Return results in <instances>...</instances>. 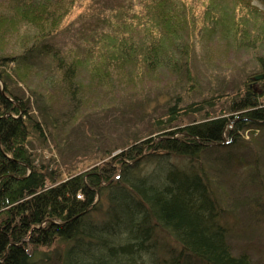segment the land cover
<instances>
[{"label": "trees", "instance_id": "1", "mask_svg": "<svg viewBox=\"0 0 264 264\" xmlns=\"http://www.w3.org/2000/svg\"><path fill=\"white\" fill-rule=\"evenodd\" d=\"M88 1L96 7L95 0ZM97 1L111 13L104 20L109 31L89 33L86 46L67 60L58 51L52 53L63 80L71 85L84 89L80 69L88 72L91 87H112L115 75L129 88L143 77L159 80V71L179 74L178 64L185 63L194 83L190 65L197 40L209 45L223 41L226 54L236 57L262 51L258 61L264 69V11L250 0H142L133 12L134 0ZM10 5L0 16L1 52L5 34L17 33L21 23L50 36L80 7L75 0H13ZM30 39H24V46ZM49 50L41 46L35 54H51ZM21 57L0 55V264H140L139 256L150 250L148 242L162 232L168 239L162 249L166 264H252L245 256L231 255L224 222L228 211L203 156L239 149L247 132L264 127V89L258 93L253 88L256 76L249 75L243 89L180 110L170 106L166 120L156 118L155 138H147L154 132L142 131L126 150L108 153L109 161L65 175L39 163L29 147L33 133L43 142L46 135L34 115V102L13 88L23 83L20 77L32 85L34 69ZM189 114L198 118L175 124ZM250 140L257 142L254 136ZM153 160L167 166L151 176L137 174L141 164ZM253 167L250 180L259 179L264 187L263 173L256 163ZM102 197L110 202V222L92 225L91 213L101 211ZM260 203L264 205V198ZM71 242L78 248L69 246ZM63 243L64 250L57 249ZM51 248L52 258L46 252Z\"/></svg>", "mask_w": 264, "mask_h": 264}, {"label": "rangeland", "instance_id": "2", "mask_svg": "<svg viewBox=\"0 0 264 264\" xmlns=\"http://www.w3.org/2000/svg\"><path fill=\"white\" fill-rule=\"evenodd\" d=\"M250 1L264 11V0ZM11 2L13 0H0V16L3 17L8 12ZM88 2L75 0L80 7L74 9L67 24L60 26L50 36L44 37L43 33L21 23L17 33L5 34L7 44L4 51H0L1 56L21 55L19 60L28 61L34 69L31 79L28 77L32 85L20 77L24 84L20 83L13 88L22 98H31L34 102L32 109L44 128L46 141L43 142L38 133H33L28 144L36 152L38 162L49 164V169L57 168L69 175L99 166L110 160L108 153L112 152L114 156L126 150L138 133L151 131L154 134L150 136L147 133V138H155L158 135L154 125L156 118L166 120L170 106L175 105L180 110L192 102L243 89L244 82L251 74L260 76L255 80L253 88L258 93L264 89V69L258 61L262 51H259L260 54L255 52L236 57L232 53L226 54L225 44L218 39L213 40L210 45L198 40L194 44L190 65L194 83L188 79L190 76L187 75L185 63L178 64L181 68L179 74L174 73L173 69L172 72L170 69L159 71V80L143 77L129 88L125 87L124 81L115 80V75L112 87H91L88 72L80 69L78 77L85 81L84 89L75 83L72 87L69 81L63 80L52 53L58 51L67 60L79 54L86 46L84 40L89 33L109 31L104 20L111 13L108 9L103 11L97 0L94 2L95 8L89 7ZM141 3L142 0H134L130 6L131 11H137ZM23 38H31L27 46H24ZM36 42L37 47L28 50ZM41 46H48L51 54H35ZM262 49L264 51V45ZM75 87L77 93L73 94ZM262 97L264 102V96ZM190 115H185L182 120L177 119L175 124L181 126L190 123L195 117ZM254 133H246V140L240 144L241 148L232 152L219 150L214 155L206 154L203 162L206 172L216 180L213 187L228 211L224 222L227 223L226 240L230 245L231 255L239 259L245 256L252 264H264V217L260 215V212H264V205L260 203V199L264 198V187L259 179L256 183L250 180V174L256 172L253 167L255 163L264 175V127ZM253 136L257 138V142L250 140ZM240 156L244 159L240 160ZM233 158L238 161L235 162ZM164 164L167 163L154 160L145 162L136 172L141 176H151L156 171H162L161 168L167 166ZM107 198H100L101 211L91 213L90 218L95 222L92 225L110 222V215H107L110 202H107ZM88 225L86 224L87 230ZM167 243V236L163 232L148 242L150 250L139 256L140 264H166L162 260V249ZM69 246L78 248L79 245L71 242ZM65 247L66 244L63 243L57 249L64 250ZM53 250L55 251L51 248L46 251L51 258ZM97 250L102 252L101 248ZM78 252L81 253L80 250ZM85 252L86 250L81 254Z\"/></svg>", "mask_w": 264, "mask_h": 264}, {"label": "bare ground", "instance_id": "3", "mask_svg": "<svg viewBox=\"0 0 264 264\" xmlns=\"http://www.w3.org/2000/svg\"><path fill=\"white\" fill-rule=\"evenodd\" d=\"M81 195H79L78 197H80Z\"/></svg>", "mask_w": 264, "mask_h": 264}, {"label": "water", "instance_id": "4", "mask_svg": "<svg viewBox=\"0 0 264 264\" xmlns=\"http://www.w3.org/2000/svg\"><path fill=\"white\" fill-rule=\"evenodd\" d=\"M262 77V76H261ZM258 78V77H257Z\"/></svg>", "mask_w": 264, "mask_h": 264}]
</instances>
